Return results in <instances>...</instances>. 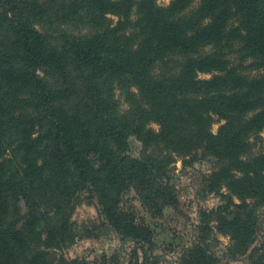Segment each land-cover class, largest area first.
<instances>
[{
	"label": "trees",
	"instance_id": "obj_1",
	"mask_svg": "<svg viewBox=\"0 0 264 264\" xmlns=\"http://www.w3.org/2000/svg\"><path fill=\"white\" fill-rule=\"evenodd\" d=\"M194 1L0 0V264H82L60 252L88 187L118 234L153 243L122 204L134 189L153 216L177 207L175 155L214 158L200 191L221 198L181 264H218L202 245L212 222L228 254L264 264V243L251 250L264 222V149L251 142L264 130V0ZM76 20L90 29L46 30ZM102 77L137 88L131 112L112 116Z\"/></svg>",
	"mask_w": 264,
	"mask_h": 264
},
{
	"label": "rangeland",
	"instance_id": "obj_2",
	"mask_svg": "<svg viewBox=\"0 0 264 264\" xmlns=\"http://www.w3.org/2000/svg\"><path fill=\"white\" fill-rule=\"evenodd\" d=\"M172 1L157 0V3L167 7ZM199 1H194L195 7ZM109 17L112 23L117 21L116 16L109 15ZM76 24H79V21L52 24L46 30L72 34L79 31L87 32L90 29L88 26ZM211 76V74H200L203 79ZM51 79L49 78V81ZM97 84L102 95L109 98L107 100L110 101L112 116L126 115L132 111L134 94L137 93V88L133 84L115 77H102ZM223 123L224 121L216 117L212 131L217 133ZM151 126L156 130L159 129L157 124L153 123ZM130 140L131 153L140 157L144 148L143 144L135 136H131ZM251 142L253 152H261L264 149V130L254 135ZM174 160L172 182L180 199L177 207L167 206L161 215L153 216L144 207L134 189L128 192L122 204L125 209L135 212L139 222L151 227L154 231L153 243L145 244L118 234L103 214L92 188L88 187L83 191L82 202L72 217L77 236L60 254L68 258H79L83 260L82 264H181L183 253L199 241L202 214L216 208L221 203V198L216 194L204 195L200 191L202 175L209 174L216 166L214 158L208 157L189 166H185L183 160L177 155L174 156ZM260 221L258 237L251 250L264 243L262 215ZM210 226L213 231L202 245L212 250L219 260L218 264H252L251 251L245 255L228 254V248L231 245L230 237L217 231L214 222Z\"/></svg>",
	"mask_w": 264,
	"mask_h": 264
}]
</instances>
